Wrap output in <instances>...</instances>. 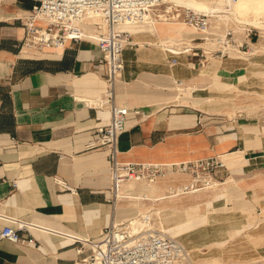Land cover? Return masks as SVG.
I'll return each instance as SVG.
<instances>
[{"label": "crops", "instance_id": "0c3cea01", "mask_svg": "<svg viewBox=\"0 0 264 264\" xmlns=\"http://www.w3.org/2000/svg\"><path fill=\"white\" fill-rule=\"evenodd\" d=\"M38 3L0 0V229L24 222L22 232L34 238L32 243L0 238V264H74L82 255L71 235L95 237L111 224H122L123 211L128 220L140 214L147 226L151 213L159 211L162 225L174 237L184 235L178 240L187 247L198 225L193 214H184L203 204L208 221L221 216L227 224L223 240L237 235V247L245 246L231 264H264V120L238 115L229 121L207 107L202 114L199 106L183 103L179 92L228 90L230 79L240 75L227 73L241 61L228 60L224 52L215 57L200 44L176 55L171 50L177 47L164 44L152 26L142 41L130 40L114 83L115 103L129 109L118 136V159L178 162L216 155L229 174L219 189L178 195L169 188L184 183V175L126 182L120 189L125 195L113 200L108 149L84 147L96 127L110 121L109 109L101 105L107 90L104 53L89 36L64 48H22V18ZM100 22L86 18L80 26L85 33H100ZM209 78L217 80L215 85L200 83ZM184 82L195 85L181 87ZM173 199L196 201L156 206ZM187 249V263L197 264L198 248Z\"/></svg>", "mask_w": 264, "mask_h": 264}, {"label": "built area", "instance_id": "2783aa9c", "mask_svg": "<svg viewBox=\"0 0 264 264\" xmlns=\"http://www.w3.org/2000/svg\"><path fill=\"white\" fill-rule=\"evenodd\" d=\"M163 1L39 0L22 18L25 28L22 48L37 51L64 48L68 43H77L89 36L97 41L99 49L104 53L100 62L104 61L107 66V90L101 105L109 109L110 121L97 126L84 147L87 150L108 149L113 200L118 197L121 186L126 182L155 183L169 175H184V183L169 188L170 194L178 195L221 187L229 174L222 159L216 155L178 162H134L118 159V136L126 128L129 109L115 103L114 83L123 68L122 51L130 43L129 32L120 29L118 25L152 18ZM155 15L159 17L158 14ZM171 15L173 18H182L201 31L210 26L207 15L189 9L175 11ZM93 17L100 19L102 32L85 33L80 23L83 19ZM228 42L227 39L225 43ZM143 228L133 231L122 224H111L95 237L71 235V239L78 243L76 253L82 255L74 264H184L187 251L178 239ZM23 230H26L24 222H20L17 227L4 226L0 229V238L15 243H32V235L23 233ZM86 249L88 252H85Z\"/></svg>", "mask_w": 264, "mask_h": 264}, {"label": "rangeland", "instance_id": "374dc122", "mask_svg": "<svg viewBox=\"0 0 264 264\" xmlns=\"http://www.w3.org/2000/svg\"><path fill=\"white\" fill-rule=\"evenodd\" d=\"M165 6H166V2L164 0L163 4L160 5L159 9L155 12V14H159L163 12L162 10L166 8ZM179 9L182 10L184 8L179 6ZM155 14L152 15V18L148 20H152L153 18H158L157 15ZM178 20L182 21L183 19L178 18ZM139 24L140 22L134 23L132 25L124 26V29H126L125 31H128L131 34L132 37L130 38V40L132 41H142L143 39H145L144 37L147 36V35L144 36V33L146 34L148 33L147 31L148 26H146V24L140 26ZM156 24L159 29L158 32L161 35V39L165 41L164 44L177 48H185L186 46H188V43L186 42L185 39L176 38L175 36L176 32L165 29L163 25L160 24L159 22H157ZM207 29H208L207 32L197 31L200 32L199 35L203 37H199V38L197 37L196 41L204 42L207 41L208 39H210L209 41H211L212 38L213 39L212 41L216 42L215 46L212 47L210 50V53L213 56L218 57L223 53L222 46L220 47V44L224 43L223 42L224 38H226V40L227 39L229 40L228 42L229 44H233L235 48L241 50L242 52L249 54L254 51V55L252 56V58L253 59L257 58L259 60L257 61V59L256 60L254 59L255 61L258 62V65L251 66L250 59L247 60L241 59L239 61H241L242 66L237 67L233 71L227 73L232 78L233 76L240 75L236 79L234 78L230 79V82L233 83V86H235L236 88L231 86L228 90L219 91L216 88H212L211 86H209L208 90L210 89V87L213 90L208 91L207 94H206L207 90L194 91V92L179 91L180 93H182L181 94L182 102L188 103V101H190L192 102L193 105L199 106L201 109L199 110V112L201 111L202 114H205L203 112H205V109L207 107L206 110H209L210 111L209 113H213L215 115L214 117L225 118L229 121L235 119V117H237L238 115H242V116L244 115L245 117H247L249 121H255L259 118L264 120V47H261L264 46V37H262L264 36V33H261L258 29L254 27H249L243 30V32L239 36H237L231 29V23L225 24L223 22H216L214 20L210 21V26ZM227 33L229 34L227 35ZM250 42H254L257 45L256 49L253 48ZM259 43H261V45ZM188 53H191V51L188 50ZM223 54L226 55L224 57H227L226 53ZM190 55L191 54H189L188 57H190ZM202 58H204V56H202ZM172 61H175V59H172ZM196 66L198 67L199 65L196 64ZM200 81H201L200 83L204 84V86H207L208 84L215 85L214 83L217 80H213L209 78L207 80H200ZM194 85L195 84L184 82L180 86L187 87ZM209 95L213 97V98L211 97L212 98L211 100H207V97ZM182 110H183L182 112L187 111L186 109H182ZM133 187L138 188L141 186L139 184H134ZM215 188L219 189L220 187H215ZM209 193L200 197L198 201L204 202L208 198ZM191 201H196V199H192ZM191 201L189 199H186V201L177 202L176 200L173 199L171 202H167L166 204H158L156 206H161V205L180 206L182 204L190 203ZM123 202L124 204H126L127 199L124 200ZM208 211L209 210L205 207V204H203L201 205V207H199L196 210L190 211L189 209L186 212L188 213V215L184 214V216L186 217H189V215L193 214L191 217L193 219L195 218V222H196L195 225H198V226H194L197 227L196 229H198L197 233L194 232L195 235L194 233L191 234V237L188 239L190 241L185 242V244H187V247H185L186 251H188L187 249L188 246L189 247L195 246L196 248H198L199 252L196 253L197 255L195 254L196 255L195 258H197L196 260L197 264H231L232 262H235L236 259L241 258V255H239L238 251L244 249L245 246L237 247V243L239 242L237 235H235V237L233 238L234 240L232 239V241L223 240V238L226 239L228 235L227 224L226 226L224 225L223 223L224 219L221 218V216L217 217V219L214 220L215 223L212 220L211 222L208 221V219L206 218ZM122 214H123L122 219L120 221L122 222V225L127 226L133 230L132 226L128 222L129 216L127 211H123ZM185 219L186 218L184 217L182 221H184ZM149 220H150V225L147 226V223L143 221L142 223L139 224V227L141 228L150 227L151 229L159 232L161 230L166 235L169 236L171 235V237L174 236L175 233L172 231V229L162 225L164 223L162 222L163 220L161 217V213H159V211L157 212L153 211L149 217ZM176 237H175L176 239L178 238L181 239L182 237H184V235L178 234L176 235ZM197 237H199V239ZM184 264H187L186 259L184 260Z\"/></svg>", "mask_w": 264, "mask_h": 264}, {"label": "bare ground", "instance_id": "6f19581e", "mask_svg": "<svg viewBox=\"0 0 264 264\" xmlns=\"http://www.w3.org/2000/svg\"><path fill=\"white\" fill-rule=\"evenodd\" d=\"M165 2H166V6H165L166 8L164 10H162L163 12L158 14L159 15L158 18H153L152 20L141 21L139 25L141 26L143 24H146V26H148V27L152 26L155 28V30H159L157 27V24H156L157 22H159L160 24L163 25V27L165 29L176 32L175 36L177 39L178 38L179 39H185L186 42L188 43V46H186L185 48H182V50H179V48H173L171 50L176 55L183 54L186 51H188V49L193 47L194 45H199V44L203 45L205 47V49H209V51H210L211 48L214 47L216 44V42L212 41L213 40L212 38H211V41H209L210 39H208L207 41H204V42L203 41H196L195 38L203 37V36L199 35L200 32H197V31H201V30H198V29L190 26L189 24H187L183 20L181 21V20H178V18L172 17L171 14L175 13L174 11L180 10L179 6H181L184 9H189V10H192V11L197 12V13H203L209 17L210 21L214 20L216 22H223L225 24L231 23V29L235 33V35H237V36H239L243 32V30H245L246 28H249V27H254V28L258 29L261 33H264V0H165ZM168 15H171V16L169 17ZM93 19L100 20L98 17L93 18ZM150 22H153L152 25L148 24ZM132 24H134V23H131V22L130 23H123V24H120L119 26L122 27V26L132 25ZM211 29H213V28H211ZM195 30H196V33H195ZM207 31H208V29H206L205 31H201V32H207ZM210 32H212V31H210ZM222 37H224V36H222ZM262 37H264V36H262ZM223 42L224 43L220 44V47L222 46L223 52L227 54L228 60H230V61H237L238 60L239 61L241 59H245V60L250 59V65L251 66L258 65L257 61H259V60L257 58H254L255 60L257 59V61H255L252 58V56L254 55V51L249 53V54L242 52L241 50L235 48L233 44H229V43L226 44L225 43L226 38H224ZM250 43L253 46V48L256 49L257 45L254 42H250ZM259 44L261 45V43H259ZM261 47H264V46H261ZM148 56H150V55H148ZM212 57L213 56H211V58ZM181 62L178 61L176 64H178V63L180 64ZM180 70H181V68H180ZM180 73H183V72H180ZM233 87H235V86H233ZM131 185H134V184H131ZM119 192H120V193H118L119 197H122L123 195H125L121 191H119ZM157 210H159V209H157ZM143 220H145V219H143L142 216L140 214H138V215L130 218L128 220V222L132 226L133 231H139V229H140L139 224L142 223ZM115 225H117V224H115ZM146 229H151V228L147 227ZM162 232L163 231L160 230L159 233H162ZM163 234H165V233L163 232ZM185 257H186V261H187V255ZM187 264H191V263L189 262Z\"/></svg>", "mask_w": 264, "mask_h": 264}]
</instances>
